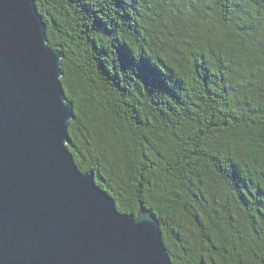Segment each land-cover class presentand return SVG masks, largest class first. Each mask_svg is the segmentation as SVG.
<instances>
[{"label":"trees","instance_id":"trees-1","mask_svg":"<svg viewBox=\"0 0 264 264\" xmlns=\"http://www.w3.org/2000/svg\"><path fill=\"white\" fill-rule=\"evenodd\" d=\"M70 151L173 264H264V0H35Z\"/></svg>","mask_w":264,"mask_h":264},{"label":"water","instance_id":"water-1","mask_svg":"<svg viewBox=\"0 0 264 264\" xmlns=\"http://www.w3.org/2000/svg\"><path fill=\"white\" fill-rule=\"evenodd\" d=\"M63 58L35 0H0V264H173L155 214L78 168Z\"/></svg>","mask_w":264,"mask_h":264}]
</instances>
